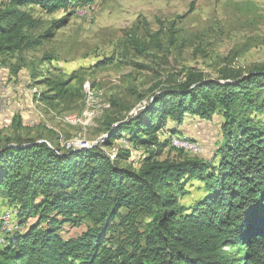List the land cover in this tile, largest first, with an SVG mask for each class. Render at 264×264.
I'll return each mask as SVG.
<instances>
[{
  "label": "trees",
  "instance_id": "1",
  "mask_svg": "<svg viewBox=\"0 0 264 264\" xmlns=\"http://www.w3.org/2000/svg\"><path fill=\"white\" fill-rule=\"evenodd\" d=\"M91 2L0 0V56L41 46L66 23L39 32L34 7L50 14ZM36 84L48 87L37 96L51 105L68 94L66 79ZM215 114L222 118L217 165L159 158L169 139L158 132L179 135L168 117L181 123L185 115ZM103 122L104 141L88 148L36 140L0 147V198L24 227L0 244V264H264V67L219 79L189 73L153 92L126 121ZM121 137L148 150L138 169L128 162L130 148L114 156L103 150ZM193 179L204 182L205 194L181 206L174 190L182 194ZM65 224L84 229L64 236Z\"/></svg>",
  "mask_w": 264,
  "mask_h": 264
},
{
  "label": "rangeland",
  "instance_id": "2",
  "mask_svg": "<svg viewBox=\"0 0 264 264\" xmlns=\"http://www.w3.org/2000/svg\"><path fill=\"white\" fill-rule=\"evenodd\" d=\"M31 13L40 21L39 32L55 20L66 23L33 50L0 56V147L32 140L63 150L67 144L78 149L102 144L104 120L126 121L153 92L181 84L189 73L219 79L224 72L264 67V0H92L69 12L47 14L34 7ZM46 55L51 59H43ZM45 76L69 81L67 96L55 105L37 96L48 88L36 84ZM221 122L218 114L210 120L185 115L181 123L168 117L166 125L179 134L171 136L190 139L201 150L169 143L159 158L217 165ZM102 148L107 154L130 148L128 162L135 169L148 154L120 138ZM183 187L182 194L174 192L184 207L205 194L198 179ZM15 209L0 198V244L24 228ZM82 229L65 224L64 236Z\"/></svg>",
  "mask_w": 264,
  "mask_h": 264
},
{
  "label": "bare ground",
  "instance_id": "3",
  "mask_svg": "<svg viewBox=\"0 0 264 264\" xmlns=\"http://www.w3.org/2000/svg\"><path fill=\"white\" fill-rule=\"evenodd\" d=\"M87 89H89V88H87ZM91 90V89H90ZM94 92V91H93ZM97 93V92H96ZM96 95V94H95ZM5 98H6V96H5ZM101 99V98H100ZM94 100V99H93ZM87 101H90V96L88 97V99H87ZM91 103V102H90ZM100 103V102H99ZM98 103V104H99ZM93 105V104H92ZM3 107V106H2ZM161 133L163 134V136H160L161 135ZM158 135L160 136V138L162 137H165V138H163V140L164 139H166V138H168L169 137V143H172L173 145H175L176 147H182V148H185L186 150L187 149H190L189 151H191V152H199L200 151V146H198V144L197 143H191L189 140H186V139H184V138H178V137H175V135L174 136H171V135H169L168 133H167V131L166 130H160L159 132H158ZM121 139V142H128V140H126V139H124V138H120ZM161 140V139H160ZM119 145V144H118ZM114 147V146H113ZM172 147V146H171ZM66 148H67V145H66ZM75 147L73 146V147H70L69 149H74ZM111 148V147H110ZM119 149V148H118ZM178 149V148H177ZM116 150V149H115ZM142 150V149H141ZM185 150V151H186ZM108 151V150H107ZM112 151V150H111ZM118 151V150H117ZM117 153V152H116ZM115 152H113L112 154H110L111 156H114L115 154H116ZM1 220V219H0ZM4 224H5V222H4ZM5 228H7V227H5Z\"/></svg>",
  "mask_w": 264,
  "mask_h": 264
},
{
  "label": "built area",
  "instance_id": "4",
  "mask_svg": "<svg viewBox=\"0 0 264 264\" xmlns=\"http://www.w3.org/2000/svg\"><path fill=\"white\" fill-rule=\"evenodd\" d=\"M5 102H6V99H5ZM73 146H74V144H67V149H69L70 147H73ZM200 150H201V148H200Z\"/></svg>",
  "mask_w": 264,
  "mask_h": 264
}]
</instances>
